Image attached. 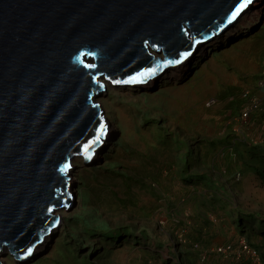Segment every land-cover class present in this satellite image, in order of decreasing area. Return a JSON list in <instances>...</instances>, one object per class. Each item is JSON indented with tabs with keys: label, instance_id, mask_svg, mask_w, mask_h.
Returning a JSON list of instances; mask_svg holds the SVG:
<instances>
[{
	"label": "rangeland",
	"instance_id": "1",
	"mask_svg": "<svg viewBox=\"0 0 264 264\" xmlns=\"http://www.w3.org/2000/svg\"><path fill=\"white\" fill-rule=\"evenodd\" d=\"M244 17L182 81L113 85L146 87L111 91L106 152L72 161L75 203L30 264H253L213 252L243 240L264 261V115L245 127L238 118L239 95L256 89L263 68L264 10Z\"/></svg>",
	"mask_w": 264,
	"mask_h": 264
},
{
	"label": "water",
	"instance_id": "2",
	"mask_svg": "<svg viewBox=\"0 0 264 264\" xmlns=\"http://www.w3.org/2000/svg\"><path fill=\"white\" fill-rule=\"evenodd\" d=\"M257 1L0 0V252L24 264L60 223L52 212L74 205L72 161L108 132L100 79L141 85L180 67Z\"/></svg>",
	"mask_w": 264,
	"mask_h": 264
},
{
	"label": "bare ground",
	"instance_id": "3",
	"mask_svg": "<svg viewBox=\"0 0 264 264\" xmlns=\"http://www.w3.org/2000/svg\"><path fill=\"white\" fill-rule=\"evenodd\" d=\"M256 3H257L256 6H255L256 12H250V10H249L247 12V14H245V17L243 18L244 19L243 22H242L243 24H245V22H247V20H250L251 18L255 19L257 17V13H258V16H259L260 12L264 10V0H258ZM235 26L230 28L229 30H227L226 33L223 34L222 36L213 39V41L210 42L211 43L210 46H208V47H211L210 51H211V49H212V51L217 50V46L224 42L223 39H225L226 35H229L231 32L236 30ZM252 31H253V29H252ZM205 47L206 46H204V45H201L200 47H198L196 49L195 53L192 54V56H190L187 59V62L185 64H183L182 66L177 67L175 69H169V70L163 72V74L160 73V74H157L156 76H154L153 80H151L148 83L147 86L149 88H158V87H160V85L162 83L166 82V80L169 77V75H171L172 81H175V82L182 81L185 77H187L189 69L193 66V64L195 62V60H193V58L195 56H198L197 58H203L204 56H206L204 54ZM148 51L155 58H158L160 60H164V52L163 51L157 52L155 49H152V48H149ZM91 63L94 64L93 61H91ZM99 82H100L101 85H103V90H104L105 97L98 96L96 94V92L93 91V95H94L93 101L100 105V109L102 111V116H103L104 119H106V122H107L106 124H107V131L108 132L105 135V140L104 139L100 140V142L103 143L102 146L99 149V151H101L100 154L96 155L95 158L91 161V163L93 161L99 160L102 157V155H104L103 153L106 152V149H107V147L109 145L110 138L112 137V135L114 133V130L116 128V124H115V122H113V119L110 116L109 103L107 101V99L110 96L111 91H117L119 93L120 92H124L125 96H128V95L130 96V95H132L133 91H141L142 89H144L146 87L145 85H142V86H139V87L135 86V87H128V88H117V87L113 86V83L107 82L106 80H104V78L100 79ZM78 156H80V155H77L74 158H76ZM81 157L83 158L85 156L82 155ZM71 167L72 168L69 171L68 177L73 176L75 178L71 179V182H70V185H69V192L71 194L72 193L75 194V192H76L75 189H76V186H77V182H76V176H77L76 174L77 173H76L75 169L77 168V166H75V164H72ZM75 197H76V194L74 195V198ZM67 209H69V208H67ZM67 209L57 208L56 210H54V212H52V215L59 217V222L60 223L57 226L53 227V229L51 230L50 234L47 237L44 238V243L36 248V250L33 253V257L28 259L27 262H25L24 264H30L32 262V260H34V257L37 254L43 253L45 251V249L49 247V245L52 243L51 241L53 240V237L56 234V231L60 228V225L63 223L62 222V218H63V215H64V213H65V211ZM7 256H10V255H9L8 248L6 247V248H4V250L2 252H0V263H2V264H21V263H18L13 258V256H11V258H12L11 260L10 259L8 260V258H6Z\"/></svg>",
	"mask_w": 264,
	"mask_h": 264
},
{
	"label": "built area",
	"instance_id": "4",
	"mask_svg": "<svg viewBox=\"0 0 264 264\" xmlns=\"http://www.w3.org/2000/svg\"><path fill=\"white\" fill-rule=\"evenodd\" d=\"M262 65L263 68L261 71V76L257 82L256 89L254 90L249 88L239 95V99H241L244 103L238 117L243 127L248 126L257 115H264V60ZM234 100L235 99L233 98L230 99L231 102ZM216 105V99H209L206 103L207 108L214 107ZM260 144L264 146V136L260 141ZM213 252L224 257L231 256L232 253H234L233 255H235L239 260L248 259L253 264H264L263 256L260 250L245 240L240 241L237 248L232 244L223 245L215 247Z\"/></svg>",
	"mask_w": 264,
	"mask_h": 264
},
{
	"label": "snow or ice",
	"instance_id": "5",
	"mask_svg": "<svg viewBox=\"0 0 264 264\" xmlns=\"http://www.w3.org/2000/svg\"><path fill=\"white\" fill-rule=\"evenodd\" d=\"M245 2H246V4H247V3H251L252 0H245ZM65 168H67V166H65ZM29 252H31V249H29Z\"/></svg>",
	"mask_w": 264,
	"mask_h": 264
},
{
	"label": "trees",
	"instance_id": "6",
	"mask_svg": "<svg viewBox=\"0 0 264 264\" xmlns=\"http://www.w3.org/2000/svg\"><path fill=\"white\" fill-rule=\"evenodd\" d=\"M254 119H255V117H254ZM254 119H253V120H254ZM262 148H264V146H263ZM255 247H256V246H255ZM256 248H257V247H256ZM257 249H258V248H257Z\"/></svg>",
	"mask_w": 264,
	"mask_h": 264
},
{
	"label": "crops",
	"instance_id": "7",
	"mask_svg": "<svg viewBox=\"0 0 264 264\" xmlns=\"http://www.w3.org/2000/svg\"><path fill=\"white\" fill-rule=\"evenodd\" d=\"M246 183L244 182L243 185H245ZM259 204V203H258ZM225 232V231H224Z\"/></svg>",
	"mask_w": 264,
	"mask_h": 264
}]
</instances>
